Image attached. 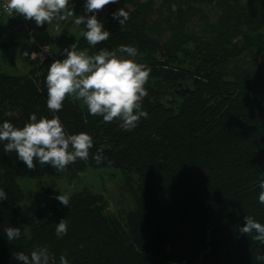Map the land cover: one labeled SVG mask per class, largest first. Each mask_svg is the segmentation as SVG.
Returning a JSON list of instances; mask_svg holds the SVG:
<instances>
[{"label": "trees", "instance_id": "obj_1", "mask_svg": "<svg viewBox=\"0 0 264 264\" xmlns=\"http://www.w3.org/2000/svg\"><path fill=\"white\" fill-rule=\"evenodd\" d=\"M74 13L97 15L107 40L89 45L74 17L61 21L68 47L117 50L132 45L135 59L151 68L148 113L132 130L119 120L104 122L71 97L57 113L47 108L46 76L64 51L51 47L40 65L26 72L0 70V124L23 126L32 113L60 117L68 134L93 138L87 161L78 159L58 172L51 165L28 169L0 142V264H22L14 253L47 247L60 264H264V244L239 229L250 215L264 223L259 181L264 179V0H118L86 13V0H69ZM129 12L121 26L113 13ZM55 21L38 26L55 30ZM1 28L7 27L2 20ZM57 33V32H56ZM27 35L25 33H21ZM56 51V52H55ZM102 149V161L94 159ZM87 167L113 168L123 175L132 206L113 212L103 193L83 188L36 214L20 203L18 178H65ZM67 222L58 238L56 226ZM19 227L10 242L4 232Z\"/></svg>", "mask_w": 264, "mask_h": 264}, {"label": "clouds", "instance_id": "obj_2", "mask_svg": "<svg viewBox=\"0 0 264 264\" xmlns=\"http://www.w3.org/2000/svg\"><path fill=\"white\" fill-rule=\"evenodd\" d=\"M117 2L86 0L85 12H99ZM69 5V0H5L3 8L10 15L16 13L34 20L38 26L51 25L55 21L57 33L61 32V21L74 17L75 25H85L82 35L92 46L109 38L110 32L105 30L97 15L77 16ZM113 16L121 26L129 20V12L122 7ZM64 52L66 58L54 60L46 76L47 108L51 112L61 111L63 102L71 97L74 101H81L89 114L101 116L104 122L119 120L126 131L134 129L142 117L147 118L142 101L148 95L146 84L151 68L135 59L138 55L135 46L120 45L117 50L104 48L96 54H89L88 49L78 50L73 44ZM0 142H3L5 152H15L28 169H35V161H38L40 165H51L58 172L78 159L87 161L94 143L92 136L85 131L68 134L58 115L38 118L36 113H32L23 126H14L7 120L0 124ZM102 151L98 150L94 157L97 163L102 161ZM259 188V203L264 205V179L259 181ZM4 199L7 194L0 188V200ZM55 199L63 205L70 204L69 196L62 191ZM244 219L240 233H254L253 239L264 244V223L250 215ZM67 228L66 220L62 219L55 229L57 237L66 235ZM4 232L10 242L21 235L19 227L8 226ZM14 256L22 264H50L52 261L47 247L34 248L30 256L23 251L14 253ZM60 264H68L65 254L60 256Z\"/></svg>", "mask_w": 264, "mask_h": 264}, {"label": "rangeland", "instance_id": "obj_3", "mask_svg": "<svg viewBox=\"0 0 264 264\" xmlns=\"http://www.w3.org/2000/svg\"><path fill=\"white\" fill-rule=\"evenodd\" d=\"M69 32H74V29L70 28L56 33L50 26L43 29L41 33L37 29L31 30L30 35L21 33L7 35L0 32V70L17 74L26 72L30 61L35 65H40L32 59V51L38 45H45L49 50L50 57L52 56L51 47L59 52L64 51L68 47ZM17 182L23 190V199L20 205L30 214H36L39 208L57 202L55 197L60 195L61 191L69 196L74 191L83 188L103 193L113 212L132 206L129 193L123 187V175L119 170L113 168L93 169L87 167L82 173L75 176L54 178L44 175L40 178H18Z\"/></svg>", "mask_w": 264, "mask_h": 264}, {"label": "built area", "instance_id": "obj_4", "mask_svg": "<svg viewBox=\"0 0 264 264\" xmlns=\"http://www.w3.org/2000/svg\"><path fill=\"white\" fill-rule=\"evenodd\" d=\"M5 0H0V23L5 20L9 30L14 33L31 34V29L34 24V20H27L20 14H9L3 8ZM47 57H50L49 50L45 45H38L37 48L32 51V59L41 64Z\"/></svg>", "mask_w": 264, "mask_h": 264}, {"label": "crops", "instance_id": "obj_5", "mask_svg": "<svg viewBox=\"0 0 264 264\" xmlns=\"http://www.w3.org/2000/svg\"><path fill=\"white\" fill-rule=\"evenodd\" d=\"M0 32L6 33L7 35H15V34L9 33V31L7 30V27H5V26L3 28H1Z\"/></svg>", "mask_w": 264, "mask_h": 264}]
</instances>
